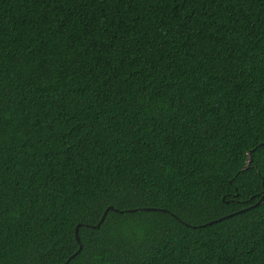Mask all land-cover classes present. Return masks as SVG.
<instances>
[{
    "label": "trees",
    "instance_id": "1",
    "mask_svg": "<svg viewBox=\"0 0 264 264\" xmlns=\"http://www.w3.org/2000/svg\"><path fill=\"white\" fill-rule=\"evenodd\" d=\"M263 194L264 0H0V264H264Z\"/></svg>",
    "mask_w": 264,
    "mask_h": 264
},
{
    "label": "water",
    "instance_id": "2",
    "mask_svg": "<svg viewBox=\"0 0 264 264\" xmlns=\"http://www.w3.org/2000/svg\"><path fill=\"white\" fill-rule=\"evenodd\" d=\"M249 162H250V155L248 154V163H249ZM263 200H264V194L262 195V197L260 198L259 201H263ZM112 209H113V207H111V206L108 207V208H106L105 211H104V213H103V215H102V217H101V219H100V221L98 222V224H97L96 226H93V227H94V228L98 227V226L102 223V221L104 220L105 215L107 214L108 210H112ZM144 210L149 211V210H156V209L145 208ZM234 214H235V213H234ZM234 214H231V215H234ZM231 215H228V216H231ZM213 222H215V221H213ZM211 223H212V222H211ZM77 228H78V227H75V237H76V240L79 241ZM80 249H81V246L79 247L78 251H79ZM75 254H76V253H75Z\"/></svg>",
    "mask_w": 264,
    "mask_h": 264
}]
</instances>
